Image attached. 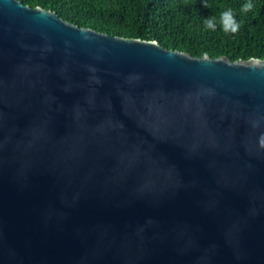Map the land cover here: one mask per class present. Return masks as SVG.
Here are the masks:
<instances>
[{"label": "water", "instance_id": "95a60500", "mask_svg": "<svg viewBox=\"0 0 264 264\" xmlns=\"http://www.w3.org/2000/svg\"><path fill=\"white\" fill-rule=\"evenodd\" d=\"M261 132L264 58L0 0V264H264Z\"/></svg>", "mask_w": 264, "mask_h": 264}, {"label": "trees", "instance_id": "16d2710c", "mask_svg": "<svg viewBox=\"0 0 264 264\" xmlns=\"http://www.w3.org/2000/svg\"><path fill=\"white\" fill-rule=\"evenodd\" d=\"M41 7L79 27L113 36L156 40L167 49L201 57L231 60L264 58V0L253 13L241 16L244 0H20ZM231 7L241 22L235 34L202 29L201 18Z\"/></svg>", "mask_w": 264, "mask_h": 264}, {"label": "clouds", "instance_id": "9594fccd", "mask_svg": "<svg viewBox=\"0 0 264 264\" xmlns=\"http://www.w3.org/2000/svg\"><path fill=\"white\" fill-rule=\"evenodd\" d=\"M203 6L207 7V0H202ZM257 5L255 0H244L239 6V14L241 16L253 13ZM237 13L231 7H224L219 14L208 15L201 18L202 29L205 31L215 32L217 29L225 34H235L241 28V22L237 18ZM258 123H254L253 127H258ZM257 146L264 149V132H261L257 137Z\"/></svg>", "mask_w": 264, "mask_h": 264}]
</instances>
